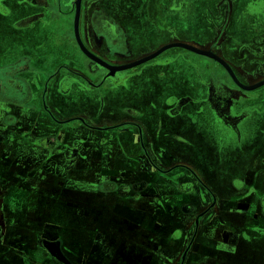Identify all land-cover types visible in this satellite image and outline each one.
I'll return each mask as SVG.
<instances>
[{
  "label": "crops",
  "instance_id": "crops-1",
  "mask_svg": "<svg viewBox=\"0 0 264 264\" xmlns=\"http://www.w3.org/2000/svg\"><path fill=\"white\" fill-rule=\"evenodd\" d=\"M143 1L122 0L114 6L103 0V11L120 7L136 14L153 0ZM24 3L0 0V192H9L7 202L24 208L25 217L30 208L32 219L47 224L44 236L58 238L77 264H117L123 255L120 264H141L128 263V254L147 257V264H264V153L252 158L254 167L238 172L232 152L211 150L216 141L209 134L198 160L154 150L152 160L161 168L180 164L191 169L181 166L177 184L164 182L147 167L136 128L134 137L127 135L129 128L110 131L112 97L120 91L112 95L102 84L95 85L88 70L93 62L74 40L78 14L73 28L70 8L48 11ZM50 18L51 25H43ZM81 35L91 47L89 32ZM147 38L142 47L135 40L129 54L141 58L176 43ZM178 38L201 49L197 39ZM93 48L113 60L128 54L122 45ZM180 67L184 72L185 66ZM116 103L120 110L122 98ZM183 126L184 137L190 136ZM189 126L198 128L200 122ZM173 133L166 129L167 147L174 143ZM226 144L233 148L232 141ZM236 177L244 184L235 188ZM102 212L109 226L100 234L96 220ZM29 253L32 262L40 259ZM11 263L31 261L15 256Z\"/></svg>",
  "mask_w": 264,
  "mask_h": 264
},
{
  "label": "flooded vegetation",
  "instance_id": "flooded-vegetation-1",
  "mask_svg": "<svg viewBox=\"0 0 264 264\" xmlns=\"http://www.w3.org/2000/svg\"><path fill=\"white\" fill-rule=\"evenodd\" d=\"M199 1L153 0L147 6V2H144L136 14L120 7L105 12L103 0H80L78 10L77 0H25L24 3L32 9L40 6L48 11L59 12L60 8H70L73 11L72 22L78 14L77 30H74L77 32L74 38L76 44L80 47L79 41L89 54L112 68L129 66L152 54L145 52L141 58L131 56L129 53L133 50L130 46L135 40L137 47L144 46L149 36L169 39L166 43L183 41L178 36L184 39L191 37L195 42L199 40L197 42L202 45L201 50L210 55L173 47L149 61L121 70H111L82 51L93 62L88 70L96 78L95 85L102 84L112 95L120 91L116 98V94L112 97L114 102L108 115L110 131H117L118 128L125 131L129 128L127 135L134 137L132 130L136 128L139 149L147 158V167L171 185L179 183L176 173L187 166L175 164L161 168L152 160L154 150L163 155L184 154L198 160L202 152H206L207 135L210 134L216 141L211 150L217 154L232 152L235 157L234 168L238 172L243 171L245 166L254 167L252 158L260 151L264 153V0ZM109 2L118 6L122 0ZM209 2L213 5H209ZM20 5L16 3L17 7ZM192 6L195 7L194 15ZM84 13L87 23H84ZM53 15L50 12V16ZM191 17L197 21L191 27L190 34L183 22L190 21L187 23L193 26ZM51 23L50 18L43 25ZM198 26L199 32L195 33L193 28ZM84 30L92 37V49L86 46L81 35ZM104 44L125 46L128 54L126 52L117 60L103 57L93 47ZM182 64L186 68L184 72L188 73L181 70ZM108 72L112 73V77L103 79ZM119 98H122L120 110L116 103ZM96 114L99 116L100 112L96 111ZM196 119L200 127H188ZM74 121L73 118L71 122ZM215 122H218L217 125L212 124ZM183 124L190 136L184 137ZM167 128L175 134L171 137L174 143L168 147L164 145ZM205 129H210V132ZM227 141L233 142L232 149L226 144ZM186 169L191 170L189 167ZM243 182L242 178L236 177L235 188L242 186ZM8 193L0 192V264H13L11 261L15 256L32 264H77L63 252L58 238L44 236L47 224L32 219L30 208L25 217L24 208L14 207L7 202ZM213 197L208 196V199L213 201ZM98 217L96 229L103 234L109 226L107 217L104 212ZM14 231L17 239L13 237ZM30 251L38 254L40 259L32 262ZM46 257H49V263H45L43 258ZM118 257L117 264H120L124 255L121 259ZM126 259L128 263L138 260L141 264L144 261L147 264L149 261L147 257L135 254H128ZM82 262L86 264L84 260Z\"/></svg>",
  "mask_w": 264,
  "mask_h": 264
},
{
  "label": "water",
  "instance_id": "water-1",
  "mask_svg": "<svg viewBox=\"0 0 264 264\" xmlns=\"http://www.w3.org/2000/svg\"><path fill=\"white\" fill-rule=\"evenodd\" d=\"M79 1H80V0H77V3H76V5H77V10L79 9ZM76 36H77V32H76ZM78 43L80 44V48H81V50H82V51H83V52H84L89 58H91V59H93V60H95V61L101 63L102 65H104L105 67H107V68H109V69H111V70H121V69H123V68H128V67L137 66V65H139V64H142V63H144V62H146V61L151 60V59L154 58L156 55H158L159 53H161L163 50H165V49H167V48H170V47H182V48H184V49H186V50L192 51V52L197 53V54H201V55H210L208 52L203 51V50H201V49H199V48H197V47H195V46L187 45V44H182V43H175V44H170V45H168V46H165V47L161 48L160 50H158L156 53H154V54H152V55H150V56H147V57H145V58H143V59H141V60H139V61H136V62H134L133 64H131V65H129V66L119 67V68H112V67H110V66L104 64L103 62H101L99 59L95 58V57L92 56L91 54H89V53L83 48V46L81 45V43H80L79 41H78ZM218 60H219V59H218ZM263 83H264V82H263ZM263 83H260L259 85H262Z\"/></svg>",
  "mask_w": 264,
  "mask_h": 264
},
{
  "label": "rangeland",
  "instance_id": "rangeland-1",
  "mask_svg": "<svg viewBox=\"0 0 264 264\" xmlns=\"http://www.w3.org/2000/svg\"><path fill=\"white\" fill-rule=\"evenodd\" d=\"M209 1H212V0H209ZM209 5H213V3L212 2H209ZM194 6H192V14H193V11H194ZM194 15V14H193ZM197 17H198V15H196ZM199 18V17H198ZM196 18H194V17H191V22H192V27H194V24L196 23ZM193 31H198V30H195V28H193Z\"/></svg>",
  "mask_w": 264,
  "mask_h": 264
}]
</instances>
